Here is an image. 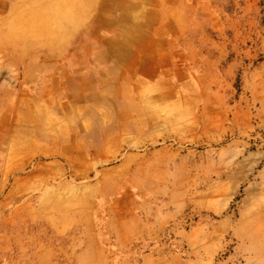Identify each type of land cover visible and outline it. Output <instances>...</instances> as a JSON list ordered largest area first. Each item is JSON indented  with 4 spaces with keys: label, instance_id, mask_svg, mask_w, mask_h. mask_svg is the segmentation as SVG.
Returning <instances> with one entry per match:
<instances>
[{
    "label": "rangeland",
    "instance_id": "374dc122",
    "mask_svg": "<svg viewBox=\"0 0 264 264\" xmlns=\"http://www.w3.org/2000/svg\"><path fill=\"white\" fill-rule=\"evenodd\" d=\"M0 264H264V0H0Z\"/></svg>",
    "mask_w": 264,
    "mask_h": 264
},
{
    "label": "bare ground",
    "instance_id": "6f19581e",
    "mask_svg": "<svg viewBox=\"0 0 264 264\" xmlns=\"http://www.w3.org/2000/svg\"><path fill=\"white\" fill-rule=\"evenodd\" d=\"M43 28H44V27H43ZM41 31H42V30L40 29V31H39V33H38V34H41ZM35 34H36V33H35ZM38 34H37V35H38Z\"/></svg>",
    "mask_w": 264,
    "mask_h": 264
}]
</instances>
